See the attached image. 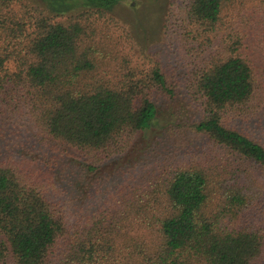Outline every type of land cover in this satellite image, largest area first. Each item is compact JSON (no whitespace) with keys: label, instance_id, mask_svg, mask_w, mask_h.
<instances>
[{"label":"trees","instance_id":"obj_1","mask_svg":"<svg viewBox=\"0 0 264 264\" xmlns=\"http://www.w3.org/2000/svg\"><path fill=\"white\" fill-rule=\"evenodd\" d=\"M123 1L46 0L49 16L0 0V264H264V146L230 126L264 117V79L243 51L264 0L181 4L191 54L216 47L187 86L202 111L190 130L215 152L127 186L131 175L75 220L52 202L55 174L28 165L52 140L90 156L93 174L158 125L169 76L130 67L100 29Z\"/></svg>","mask_w":264,"mask_h":264},{"label":"rangeland","instance_id":"obj_2","mask_svg":"<svg viewBox=\"0 0 264 264\" xmlns=\"http://www.w3.org/2000/svg\"><path fill=\"white\" fill-rule=\"evenodd\" d=\"M183 1L124 0L99 24L102 32L109 34L110 46L120 49V60L125 58L130 67L143 68L150 61L157 62L169 76L175 94L157 103L156 128L138 135L130 150L122 156L111 158L93 174L86 172V164L93 162L91 157L76 149L52 140L48 144L39 142L37 146L34 145L35 149L27 159L28 165L46 168L55 174V183L59 188L53 193L52 202L71 220H75L80 210L97 208L107 202L110 194L116 191L114 189L131 175H134V179L129 180L127 186L139 183L143 177L164 174L179 164L196 162L215 152L212 144L190 130V125L201 118L202 111L190 100L187 86L194 66L210 58L216 47L207 49L197 58L191 54V42L184 35L185 28L181 21ZM29 2L49 16L54 15L50 13L46 0ZM81 11L83 8L74 9L64 16ZM256 13V17L259 13L262 16L259 21L255 18L250 24L243 51L258 77L264 79V12ZM263 121L264 117L261 124L245 126L231 122L230 126L264 146ZM33 132L41 138L38 131ZM10 258V253H7L6 264H11Z\"/></svg>","mask_w":264,"mask_h":264}]
</instances>
